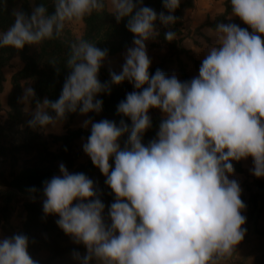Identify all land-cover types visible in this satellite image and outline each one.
I'll return each mask as SVG.
<instances>
[{
  "label": "clouds",
  "instance_id": "9594fccd",
  "mask_svg": "<svg viewBox=\"0 0 264 264\" xmlns=\"http://www.w3.org/2000/svg\"><path fill=\"white\" fill-rule=\"evenodd\" d=\"M53 4L52 15L43 5L30 14L15 10L14 22L0 32V48L20 50L58 39L66 22L103 11L106 0ZM162 4L167 15H157L143 0H107L116 22L126 19L134 36L122 70L110 71V81L118 85L127 80L136 89L116 110L130 126L124 119L118 126L107 119L82 124L91 125L83 151L115 197L107 216L94 182L85 174L69 173L61 163L60 175L44 182L43 212L58 216L57 226L84 245L83 258L73 253L80 264H216L233 253L246 231L241 188L229 179L232 161L251 157L252 175L264 177V0H230L229 18L238 17L251 32L235 23L208 29L214 43L198 75L184 82L159 69L151 75L148 71L145 42L159 35L155 22L168 27L178 20L172 13L180 0ZM175 37L171 30L164 34L166 41ZM68 49L64 65L69 74L61 94L54 102H36L27 122L32 129L56 128L68 114L102 110L96 97L108 93L110 85L99 81L98 72L108 50L83 38L69 42ZM48 63L59 71L56 58ZM34 97V90L26 87L22 99ZM151 108L159 109L163 118L155 138L144 145ZM125 134L121 147L118 141ZM28 243L24 234L0 239V264H37Z\"/></svg>",
  "mask_w": 264,
  "mask_h": 264
},
{
  "label": "trees",
  "instance_id": "16d2710c",
  "mask_svg": "<svg viewBox=\"0 0 264 264\" xmlns=\"http://www.w3.org/2000/svg\"><path fill=\"white\" fill-rule=\"evenodd\" d=\"M43 5L48 15L55 12L53 0H0V32L6 31L14 22L13 12L22 10L30 14L36 6ZM223 10L212 19H205L195 27V33L201 27L214 29L218 23H235L241 28H248L238 17L229 18L231 13L230 0H223ZM143 6L152 8L157 15L167 10L163 8L162 0H143ZM194 6L193 0H180L179 7L172 13L178 18L174 25L162 26L155 22L159 35L152 39L164 48L162 56L149 67V73L154 74L157 69L166 73L171 66H175L181 82L192 78L185 70L184 56L194 69H199L201 62L189 54L183 45L184 35L181 30V19L187 10ZM80 35L75 37L69 27L65 25L60 38L46 40L38 45H25L16 50L10 47L0 48V91L4 80L2 69L8 67L13 58H17L20 67L9 76V90L6 94V108L0 119V231H13L10 218L15 212V205L19 202V229L14 234H24L28 237V253L37 264H51L57 258L67 253L80 251L84 245L76 243L73 238L66 235L56 224L59 218L56 215H45L43 212V186L44 182L57 176L56 167L63 163L72 173H83L94 182L99 198L105 204L104 215L107 216L108 206L114 201V194L106 186V177L95 167L90 158L76 163L80 157L76 143L87 142L91 127H71L73 119L79 114L71 113L62 122L63 131L60 133H44L43 129H32L27 122L32 119V113L25 112L20 102L21 83L28 84L35 92V97L29 101L31 107H36L37 101L47 98L55 101L59 98L69 69L64 65L68 54V43L85 39L95 44L101 50L107 49L108 55L117 54L129 48L134 36L126 28V19L116 22L110 10L105 7L101 12H94L81 20ZM176 32L173 41H166L164 34L167 31ZM264 39V37H262ZM205 42L208 38L204 37ZM197 44L196 41H192ZM56 58L59 71L48 63L49 59ZM110 71L100 68L98 79L103 84L109 83L110 91L100 93L96 99L102 100V110L99 113L89 112L87 120L99 122L107 119L114 121L117 126L121 119L130 126L127 117L117 114L118 104L126 98L128 93L136 91L133 85L125 80L120 84H111ZM2 106L0 105V110ZM151 127L142 136V143L147 145L154 139L159 123L163 116L149 109ZM54 115V113H50ZM127 135L119 138L121 147L127 140ZM54 146V149L51 147ZM238 161L233 162V169L241 172ZM110 163L113 161L110 159ZM253 163V161H252ZM240 198L245 204L241 214L246 218L244 229L253 234H264V225H258L264 209V177L251 175L250 180L244 178L240 184ZM35 188L36 192H30ZM76 201H73L75 204ZM13 234V235H14ZM68 264V263H66ZM69 264H75L71 262ZM252 264H264V250L253 256Z\"/></svg>",
  "mask_w": 264,
  "mask_h": 264
},
{
  "label": "rangeland",
  "instance_id": "374dc122",
  "mask_svg": "<svg viewBox=\"0 0 264 264\" xmlns=\"http://www.w3.org/2000/svg\"><path fill=\"white\" fill-rule=\"evenodd\" d=\"M210 1L212 3V10L211 11L213 13H216V9L219 8V6L223 7L222 6L223 0H196L197 3L200 2V5H201L200 8H203L204 5L207 7L206 3L210 2ZM106 7L108 10H110V8L107 5V0H106ZM206 15H207L206 17L205 16L203 17V14L201 12H198L193 8L190 10H187L185 12L184 16L181 19V30H182V34L184 35V37L186 39H189L188 43L192 42L193 37L198 36L197 32L195 33V27L198 26L199 24H201L206 18L209 19V14H206ZM210 16H212L211 12H210ZM65 25L67 27H69L70 31L72 32V34L75 37H78L80 35L81 29H82L81 21L66 22ZM212 39L214 40V37H212ZM145 45H146L147 55H148L149 59L151 60L150 66H152L153 64H155L158 61V58L160 56H162V54L164 52V48L160 44H157L156 42H154L152 39L146 41ZM130 47H133V44ZM126 51L125 52H119V53L111 55V56H107L105 58V60L102 62L101 67L104 68L105 70H108L111 72H116L117 74H119L120 71L122 70V65L124 64ZM190 54L192 57L199 59L200 55H199L198 50H193L192 52H190ZM181 58L186 61L185 70H186L187 74L191 78L197 76L199 70H195L193 68L192 64L189 61H187V59L184 56H181ZM199 60H202V59H199ZM10 63L11 64L8 67H5L2 69L4 80L2 82V90L0 91V105L2 106V109L0 110V119L3 116L4 109L6 108V94L9 90V87H10L9 81H8L9 76L13 71H15L21 65L17 58H13ZM165 74L168 76L175 74L178 78L175 66H171ZM26 87H28V84L22 82L21 83L20 102L22 103V108L25 112L32 113L36 107H31L29 104V101L25 102L22 99V97L24 95V90ZM154 112L157 114H158V112H160L159 115L163 116L159 109L154 108ZM150 114L151 113L149 111L148 115H150ZM85 120H87L86 114L85 115L78 114L73 119V123H72L71 127H78V126L82 127V124ZM90 127H91V125L89 124L87 128H90ZM62 131H63L62 123L56 128H52L49 126L48 128L43 129L44 133H60ZM83 144L84 143L82 141H78L76 143V149L79 150V152H80V157L77 159L76 163L83 162L86 160V158H88V156L83 151ZM51 149H54V146L51 147ZM233 162L234 161H232V164H233ZM237 163L242 170H241V172H237L234 170L231 174H229V179L230 180H232V179L236 180L240 186V184L244 178H247L248 180H250V177L252 175L251 170L253 168V163H252L251 157H248L246 159H241ZM67 170L69 173H72L71 169L67 168ZM56 174H57V176L60 175L59 165H57V167H56ZM240 188H241V186H240ZM19 209H20L19 202H17L15 205V212L10 218V223L14 227V230H13L14 232H16V230L19 229V214H18ZM258 225H264V209L262 212V217L258 221ZM242 228L244 229L243 225H242ZM13 231H6V232L0 231V239L13 236V234H14ZM262 236H264V234H253L251 231H245V235H244L243 240L238 245L235 246V250L233 251V253L230 256H226V257L218 260L216 262V264H233V263H236V262H233L232 259H234L235 255L237 253H244L245 255H247L248 251H250L252 248L254 250H252L251 253H256V252L259 253V252L263 251L264 248L261 249V237ZM73 253H67V254L63 255L61 258H57V259L53 260L51 262V264H66V263L69 264L71 262H74L75 264H80L79 260L73 258ZM78 253L80 254V257L83 258V256L86 254V248L83 247L80 251H78ZM252 260H253V258H252ZM90 264H96L95 260L91 261Z\"/></svg>",
  "mask_w": 264,
  "mask_h": 264
},
{
  "label": "crops",
  "instance_id": "0c3cea01",
  "mask_svg": "<svg viewBox=\"0 0 264 264\" xmlns=\"http://www.w3.org/2000/svg\"><path fill=\"white\" fill-rule=\"evenodd\" d=\"M193 3H194L193 9H195L198 12H201L203 14V17L204 16L206 17L207 16L206 14H209V19H212L216 14L220 13L223 10V7L219 6V8L216 9V13H213L211 11L212 10V3H211V1L206 3L207 7L204 5L205 8L204 7L203 8H200V6H201L200 5V2L197 3L196 0H193ZM210 12L212 13V16H210ZM229 16H230V14H229ZM208 29H210V28L205 27V26L204 27H201L198 30V32H199L198 36L193 37V39L191 38L192 41L193 40L196 41L197 44H194L193 42L188 43L189 39H186L185 37L183 39L184 41H182L183 44H184V46H185V48H187L189 50V54L193 50H198L199 51V55H200L199 56V59H202V60H203V57H205V54L207 53L208 47H210L214 43V40L212 39V36H210L208 34ZM204 37H207L208 38V42H205ZM126 50H123L121 52H125ZM202 60H200V61H202ZM185 63H186V61H185ZM195 70H199V69H195ZM158 114H160V112H158ZM263 248H264V236L261 237V249H263ZM252 250H254V249L252 248L250 251H248V254L247 255H245L244 253H237L235 255L234 259H232L233 262H236V263H233V264H252V258H253V256L256 253H258V252L251 253Z\"/></svg>",
  "mask_w": 264,
  "mask_h": 264
}]
</instances>
